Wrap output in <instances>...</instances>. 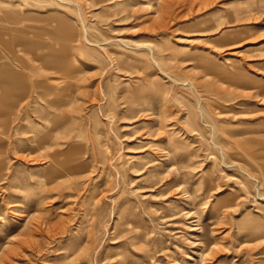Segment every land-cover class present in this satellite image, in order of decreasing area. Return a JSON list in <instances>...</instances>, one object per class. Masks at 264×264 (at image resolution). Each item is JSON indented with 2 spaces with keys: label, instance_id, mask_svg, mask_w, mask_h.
Segmentation results:
<instances>
[{
  "label": "rangeland",
  "instance_id": "rangeland-1",
  "mask_svg": "<svg viewBox=\"0 0 264 264\" xmlns=\"http://www.w3.org/2000/svg\"><path fill=\"white\" fill-rule=\"evenodd\" d=\"M8 13L0 264H264V0H0ZM44 133L83 162L45 184Z\"/></svg>",
  "mask_w": 264,
  "mask_h": 264
},
{
  "label": "bare ground",
  "instance_id": "bare-ground-1",
  "mask_svg": "<svg viewBox=\"0 0 264 264\" xmlns=\"http://www.w3.org/2000/svg\"><path fill=\"white\" fill-rule=\"evenodd\" d=\"M20 19H22L20 14H18V15H12L10 13L3 14V16H0V20H2V23H0V30L5 31V32H14V31L18 30L19 28L17 27V23L19 22ZM226 28H228V27H226ZM70 37H71L70 38L71 40H73V41L75 40V37H72V36H70ZM3 41L2 42L0 41V42L3 44ZM9 44H10V42H9ZM8 49H11V48H8ZM44 63H47V60ZM59 63H61V62H59ZM50 64H51V62H50ZM51 68H54L55 71H59L60 72V76L62 78L64 76L70 75L69 74V69H68L67 66L63 67L61 64H58L55 67L54 64H52ZM0 71L3 73V75L0 77V85L3 84V82H6L7 80H12L13 79V71L12 70L0 68ZM0 88H1V86H0ZM50 88H52V87L50 86ZM65 88H67V87H65ZM59 99H60L59 97H56L54 99H49L48 102L50 103L49 105H51L52 107H54L53 109H55V112L53 113V115H56L60 119H63V117H64L63 113L59 112L60 111L59 110L60 106L62 105L58 101ZM56 110H59V111L56 112ZM49 139H50L49 133H47V134L44 133V134H42L41 136H39V137H37L35 139L36 150L45 151L43 157L46 158V162H47L46 163V174H47V177H46V180L42 182L44 184L54 175L55 172H60V171H56V170H59V167H61L62 171H63V169H66V171L68 170V174H69V173L75 172L76 169L81 168L82 165H83V162L81 160H79V156L80 155H75L73 157H69V158H66V159L65 158H61V159H58V160L54 159L53 153L50 152V150H49L51 148V145L49 144ZM55 157H56V154H55ZM37 159L39 160L38 157H34L35 161H37ZM65 162H67L66 163L67 164L66 168L62 167V165H64ZM261 180H263V179H261ZM249 226L250 227H248L247 233H246V231L244 232V233H246L245 236L247 238H250L253 234H256V233L260 232V231H258L256 229H254L253 222L250 221Z\"/></svg>",
  "mask_w": 264,
  "mask_h": 264
}]
</instances>
